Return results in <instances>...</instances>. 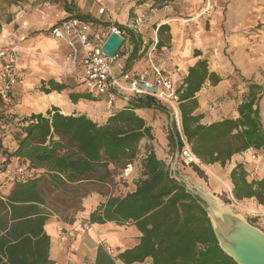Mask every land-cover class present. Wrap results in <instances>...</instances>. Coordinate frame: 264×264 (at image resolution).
Returning a JSON list of instances; mask_svg holds the SVG:
<instances>
[{"label":"trees","instance_id":"1","mask_svg":"<svg viewBox=\"0 0 264 264\" xmlns=\"http://www.w3.org/2000/svg\"><path fill=\"white\" fill-rule=\"evenodd\" d=\"M67 4L64 0V5ZM65 8L79 18L93 21L90 14L74 12L72 4ZM115 25L125 32V38L127 32L134 35L125 25ZM164 30L169 32V25H160L157 33ZM156 46H163L160 38ZM138 56L136 51L134 58ZM221 80L210 70L206 59H199L188 68L178 86L181 128L174 118L168 139L175 150L177 143L183 147L184 137L202 163L224 167L237 153L249 149L264 152V124L260 115L264 87L244 80L249 92L237 108L239 116L203 124V115L196 112L197 93L206 82L215 86ZM44 84L40 90L46 94L71 88L54 80ZM69 98L77 103L80 99L98 101L103 97L84 91L71 92ZM146 108L170 110L151 96L136 95L128 106L116 110L106 123L99 124L85 114L65 115L53 107L45 114L33 113L17 121L10 134L4 128L14 119L0 112L2 170L13 160L25 169L23 176L0 177V190L4 194L0 196V264H55L50 256L47 221L56 214L64 222L74 224L77 213L84 210L85 198L95 194L104 200L89 214L92 224H132L141 236L134 247L116 255L100 243L93 264H134L149 260L150 264H238L220 247L203 201L172 177L169 164L152 148L140 159L142 174L135 181V189L124 195L109 192L115 170L125 168L137 158L144 138L154 139L152 126L136 113L137 109ZM8 135L17 142L13 150L4 141ZM190 166L200 177H205L202 167ZM247 176L242 163L232 169L234 197L237 200L255 197L264 204V179L249 181ZM226 202H231L229 197ZM247 220L260 227L255 218Z\"/></svg>","mask_w":264,"mask_h":264},{"label":"crops","instance_id":"2","mask_svg":"<svg viewBox=\"0 0 264 264\" xmlns=\"http://www.w3.org/2000/svg\"><path fill=\"white\" fill-rule=\"evenodd\" d=\"M116 1L120 6L128 3L126 0ZM195 1L200 2L201 6L205 3V0ZM105 2L108 3L107 0H104L103 5L106 4ZM164 2H166V0ZM67 3L65 7L72 4L71 1H67ZM93 3L96 2L93 0ZM113 3L114 2H112L111 5H113ZM155 3H157V0H147L143 5L152 7ZM208 4L210 7L212 6L211 11H208L210 7L209 9L206 7L199 13L196 12V15H193L194 17L191 19L181 18L174 13L173 9L171 11L172 6L168 5H165L164 8L161 7L159 10L153 8L151 11L154 12V15L151 16L150 14L149 17L140 15L139 13L140 16L136 19L137 22H139V20L141 21L143 18L145 21L150 19L148 22L152 24L151 28L144 32L141 28L139 31L131 29L134 35L131 32L130 34L127 32V37L121 48L120 57L114 62V67L117 71L143 70L150 67V59H147L145 55L151 54L149 58H151L152 61L179 86L187 74L188 68L194 65L199 59H206L210 70L222 77V80L215 86L211 85L209 81L206 82L201 91L197 93L199 107L196 112L203 115V119L201 120L203 124H210L224 118H236L239 116L237 108L242 101L247 99L248 93H245L247 89L244 91V88L243 95L236 97V92L233 90L235 85H238V87L240 86V81H242V79L262 86L264 84V38L262 37L264 34L258 35L254 32L252 34L251 30L247 28L251 25L250 22L248 23L246 21L247 19L249 20V17L245 15V7L247 5L250 6L249 0H207L206 5ZM72 6L74 12H76L77 10L74 8V5ZM237 7L241 8V13L238 15L235 14ZM224 9H226L225 12ZM71 14L72 13L69 12V14L57 19L49 26H53ZM87 14L91 15L95 27L105 29H108L114 22L124 25L129 19L127 14L125 17L120 18L118 13L116 16L113 15L115 21H112L109 17L110 15H102V13L98 15L94 10L92 13ZM203 17L210 22V31H207L206 27L201 28V25H199V28L194 26V35H192L187 31L186 26L180 23L181 21L187 20H190L189 22H200L204 20ZM35 22L33 25L29 22L23 25L18 35L15 33L9 34L6 31L0 34V50L10 48L14 45H22L29 51L41 53L32 54L20 52L18 81L13 88L14 103L12 105H5L0 101V112L14 118L17 122L25 117H29L33 113L45 114L53 107H58L60 112L65 115L85 114L98 122L91 111L95 108V104L101 106L98 103L102 99L104 100L105 97L100 98L99 101L80 99L77 103L72 102L69 98L71 92H89L85 89L83 84L82 54H79L75 62L72 61L70 56L71 51L66 42L62 39L52 37L50 32L48 34L42 30H38L41 27L36 28ZM162 24L169 25L170 30L169 32L164 30L158 34L157 28ZM188 30L190 31L191 27ZM124 33L123 35L125 37ZM254 35L259 36V42ZM190 36H192V38H189ZM17 38L19 39L18 41L15 40ZM159 38L163 46H156L154 48L155 41ZM136 51L137 56H139L134 58ZM197 53H200V55H197ZM73 65L74 67L71 70ZM25 72L26 75H24ZM50 80L59 83H70L71 81L79 85L77 88H70L61 93L54 91L50 94H46L40 89L45 82L47 83ZM44 85L48 87L47 84ZM17 95L21 98L16 104L15 96ZM92 95L94 97H101L95 96L94 94ZM123 96V94L118 95L111 107H109L107 103L105 104V109H109L105 114V123L116 110L129 105V102H127ZM134 96L135 95H129V101ZM151 110L152 108L137 109L136 113L143 117L148 125L152 126L154 135V120H152L149 112ZM260 115L264 124V95L260 99ZM99 124L104 123L101 122ZM179 126L181 128L180 114ZM6 139L8 140V137ZM145 139L147 138H144L141 143L144 142ZM148 141L153 142L155 146V135L153 140L148 139ZM16 146L17 142L13 140V145L9 150L15 149ZM152 149L156 152L155 147ZM253 153H256L255 158L251 157ZM158 157L169 164L164 154ZM239 163L245 165L249 181L252 179H264V152L252 149L233 155L231 160H229L224 167L217 163L206 165L207 167L204 168L202 167L206 176H208V182L200 177L191 166L178 165L177 170L178 173L189 179L218 205L227 207L228 205L226 206L220 198L222 193L221 185L216 183L214 184L215 186H213L210 181V176L213 175L217 181L223 179L225 180L224 182L231 183L230 173ZM10 165V167L16 165V161L13 160ZM92 200H97L98 205L104 199L100 200L98 195L85 198L83 213L80 212V218L77 219L75 224L64 222L56 214L50 216L47 221L46 230L51 235L50 256L55 264H93L96 248L101 243L100 240L115 244L118 247L115 252L116 254L126 248L134 247L139 242L141 233L132 224H126L130 225V233H123L121 236H117L116 233H120L119 229L113 228L114 223L112 222L103 225L92 224L89 221V214L97 207V205L93 209L87 207ZM242 201L248 205V207L255 209L257 213L254 214L246 209L245 214H237L246 217V219L247 217L252 219L255 218L260 224V227H257L264 231V204L258 202L255 197L245 198ZM82 218L90 223V227L85 230L82 229L80 225ZM61 224L69 230H74V238H70L66 241H62L59 238L57 228ZM119 226L123 227L125 225ZM150 263L151 261L149 260L144 263L134 264Z\"/></svg>","mask_w":264,"mask_h":264},{"label":"rangeland","instance_id":"3","mask_svg":"<svg viewBox=\"0 0 264 264\" xmlns=\"http://www.w3.org/2000/svg\"><path fill=\"white\" fill-rule=\"evenodd\" d=\"M71 1L72 5H74V8L78 11H80L83 14L87 13H92L94 10L95 12L98 13V15H101L99 12V4L93 3V0H67ZM104 1V0H102ZM108 3H106L104 6L106 8L105 12L102 13V15H110L109 17L111 18L112 21L114 20L113 15H117L119 13V17H125L126 14L129 16V19L125 22V26L133 29L134 31H139L141 30L147 31L148 29L151 28L152 24H150L148 21H145L143 18L141 21L137 22L136 19L140 15H146L149 17L151 14L154 15V12L151 11L153 8H157L159 10L161 7L164 8L165 5L172 6L171 11L173 9L174 13L180 16L183 19H191L196 15V12L199 13L201 10H204L206 7L209 9V4L206 5L207 0H205L204 5L201 6L200 2H196L195 0H159L157 3L153 4L152 7L150 6H145L143 5L147 0H126L128 3L124 4L123 6H120L119 3L116 0H107ZM113 5H111L112 2ZM111 2V3H110ZM159 2V3H158ZM250 6L245 7V15L249 17V20L247 19L246 21L251 25H249L247 28L251 30V33L253 32L255 34H260L263 35L264 33V0H249ZM213 3V2H212ZM212 7V6H211ZM210 10L208 11H211ZM94 8V9H92ZM226 9H224L225 12ZM157 12V11H156ZM140 13V15H139ZM241 13V8L237 7L236 8V15ZM69 14L68 11L65 10V5H64V0H58L56 1H44V0H0V34L3 33L4 31L8 32L9 34L15 33L18 35L20 33L21 27L25 25L27 22L31 23V25L34 24L36 28H40L38 30H42L46 33L49 34V25L56 21L57 19H60L61 17ZM209 14V13H208ZM194 15V16H193ZM147 17V18H148ZM237 17V16H236ZM203 21L200 22H189L190 20L187 21H181L182 25L184 24L186 26V29L190 34L194 35V26H197L199 28V25L202 27H206L207 31H210V22L203 17ZM209 19V17H208ZM120 20V19H119ZM160 22V21H159ZM207 22V23H205ZM118 23V22H114ZM201 23V24H200ZM183 27V26H182ZM191 27V30L189 31L188 29ZM34 29V28H33ZM259 42V36H255ZM264 38V36H262ZM189 38H192L190 36ZM18 41L19 39H15ZM263 41V40H262ZM17 44V43H16ZM15 46H21L22 48L26 49L22 45H15ZM28 51V52H27ZM25 52V51H21ZM27 53H35L26 49ZM147 59L149 58V54L145 55ZM26 75V72L24 73ZM242 81H240V86L235 85V88L233 91L236 92V97L239 95H243V92L246 91L245 93H248V84ZM65 84L69 85L71 89L77 88L79 84L70 83L66 82ZM264 87V84H263ZM245 90L243 91V89ZM264 90V88H263ZM21 97L18 95L15 96V103L17 104L19 102ZM99 101V100H98ZM106 98L104 100L102 99L99 101L98 104L101 106L95 104V108L91 111L93 115L96 117L98 120V123H105L106 119V113L108 112L109 109H105V104H106ZM151 114L152 120H154V135L156 137L155 141V146L153 142H149L148 139H145L144 142L141 143L139 147V152L138 156L135 160H133L129 165H127L125 168L123 167H118L115 171V177L113 179V182L111 183V186L109 188V192H111L114 195H124L130 190L134 189V184L135 181L141 176L142 174V169L140 165V159L146 154L147 149L149 147L156 148V152L158 156H162L163 154L165 155V158L169 161V164L174 159V155L176 153V149L172 150L170 145H168L169 139H168V134L170 131H172V124H173V119H176V122L179 126V122L175 116H171L169 110L168 112L162 111L160 109L152 108L151 111H149ZM12 117L8 116V119H11ZM14 119V118H13ZM17 122L15 119L10 121L8 125L4 128L6 130V133L10 134L12 129L16 126ZM13 137L11 135H8V140L4 139L6 146L9 148L12 147L13 145ZM167 154V157H166ZM178 165H185V166H190L184 164V162L180 159H178L177 166ZM206 182H208V176L205 175V177H202ZM210 181L213 186L214 184L218 183L221 185V195L220 198L221 200L226 204L227 207H229L232 211L238 214H245L246 209L240 205L233 204L232 202H226L227 197H229V190L226 187L227 185H231V183H226L224 182L225 180L220 179L217 181V179L212 175L210 176ZM97 196V194H95ZM100 200H103L104 198L99 196ZM99 200V201H100ZM98 201L97 200H92L88 204V208L93 209L96 207ZM83 213V212H82ZM68 215V214H67ZM81 213H77L76 216V222L77 219L80 218ZM246 218V217H245ZM248 218V217H247ZM62 220V219H61ZM82 222L80 223L81 226L87 221L81 220ZM75 224V223H74ZM79 225V226H80ZM78 226V227H79ZM81 228V227H80ZM113 228L119 229L120 233H116L117 236L123 235V233H130V225H125L123 227H120L119 225L113 224ZM68 229V228H67ZM82 229H84L82 227ZM85 230V229H84ZM115 233V232H114ZM74 238V237H73ZM68 240V239H67ZM102 244H105L109 247L111 250L112 254L116 255V250L117 246L115 244H110L108 242H105V240H100ZM115 245V246H114Z\"/></svg>","mask_w":264,"mask_h":264},{"label":"built area","instance_id":"4","mask_svg":"<svg viewBox=\"0 0 264 264\" xmlns=\"http://www.w3.org/2000/svg\"><path fill=\"white\" fill-rule=\"evenodd\" d=\"M99 4V12L104 13L106 8L102 0H94ZM91 20H85L71 14L63 20L50 27L52 37L62 39L70 48V56L72 61L78 59L82 54L83 64V84L85 89L95 96L106 98L109 107L112 106L118 95L123 94L125 100L129 102V95H148L156 99L158 102L167 106L177 118L179 122V103L180 95L178 85L173 79L166 74L158 65L150 58V67L143 70H121L117 71L114 62L120 57L119 50L113 56H108L102 51V45L112 31L122 33V31L112 23L108 29L94 26ZM157 41H155L154 48ZM26 49L21 46H12L0 50V101L5 105L14 103L13 88L18 81L20 52ZM28 52V51H27ZM41 54V53H38ZM151 54H149V57ZM72 66L71 70L73 69ZM143 84V85H142ZM180 127V126H179ZM183 147L180 149L179 157L186 165H199L207 167L206 164L192 152L183 137ZM256 157V153L251 155ZM8 166L2 170L0 165V177H11L13 174L25 175L23 166ZM229 190V198L233 204L240 205L252 213H257L255 209L248 207L242 200H237L232 192V185L226 186ZM3 191L0 190V196L3 197ZM84 229L90 227L89 222H85L82 226ZM59 238L62 241L73 238L74 230L65 228L60 225L57 228Z\"/></svg>","mask_w":264,"mask_h":264},{"label":"water","instance_id":"5","mask_svg":"<svg viewBox=\"0 0 264 264\" xmlns=\"http://www.w3.org/2000/svg\"><path fill=\"white\" fill-rule=\"evenodd\" d=\"M124 40L123 34L112 31L103 43L102 51L108 56H113ZM170 114L174 116L173 112ZM180 149L177 143L174 159L169 164L171 175L203 201L220 247L238 264H264V231L230 208L218 205L189 179L178 173Z\"/></svg>","mask_w":264,"mask_h":264},{"label":"bare ground","instance_id":"6","mask_svg":"<svg viewBox=\"0 0 264 264\" xmlns=\"http://www.w3.org/2000/svg\"><path fill=\"white\" fill-rule=\"evenodd\" d=\"M84 238V237H83ZM83 240V239H82Z\"/></svg>","mask_w":264,"mask_h":264}]
</instances>
